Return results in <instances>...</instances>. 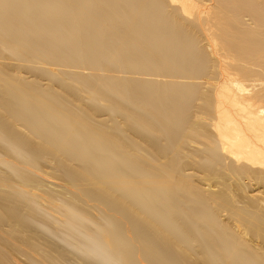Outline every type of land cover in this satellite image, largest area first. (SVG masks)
<instances>
[{
	"label": "bare ground",
	"instance_id": "1",
	"mask_svg": "<svg viewBox=\"0 0 264 264\" xmlns=\"http://www.w3.org/2000/svg\"><path fill=\"white\" fill-rule=\"evenodd\" d=\"M207 1L0 0V264H264V0Z\"/></svg>",
	"mask_w": 264,
	"mask_h": 264
},
{
	"label": "rangeland",
	"instance_id": "2",
	"mask_svg": "<svg viewBox=\"0 0 264 264\" xmlns=\"http://www.w3.org/2000/svg\"><path fill=\"white\" fill-rule=\"evenodd\" d=\"M221 0H209L206 2L205 6H203L204 10L206 11L207 9H211L212 7L215 8V10L217 9H221L223 11V13H225V7H222V5L220 4ZM234 23H237V21H234ZM229 26H232V32L235 28V26L233 25V22L230 23ZM224 28V26L222 25H213L211 24L208 27V31L207 34L213 38L215 37L218 33H221V28ZM195 35V34H194ZM197 37V36H196ZM198 38V37H197ZM210 65L211 63L208 64V73L210 70ZM249 66H253V67H258L259 70H261V64H256V66L254 65L253 62H249L248 63ZM209 79L213 84H218L219 82H222L224 79H221L220 76L218 75H209ZM239 79L242 81V84H244L245 86V91L244 94L251 96V101L255 104H258L259 106L264 107V71L260 72L259 74H257L256 76H253L251 78V80L248 81V79H244V78H240ZM58 86H60V88H58L60 90V92L58 91V94L65 99L67 102L72 103L73 104V100L76 99L75 95L76 93H86L85 92V88L81 87L80 85H78L77 83L70 81V80H66L63 84L62 83H56ZM254 85H256V91L253 90ZM263 98L262 100H260L259 98ZM76 104H79V101H76ZM87 104V103H85ZM84 104V105H85ZM91 104L90 107V116L95 117V114H97V112L95 111V106ZM105 104V103H104ZM127 139L129 141V144H134L137 145L139 148H142L144 151H149L150 153H154L153 149L148 146L149 144H151L149 141L146 140V138H138L135 143L130 142V138L129 136H127ZM197 141H200V139H196ZM49 151V149H44ZM50 175L54 178H56V180L54 182L58 183V186H62L66 185L69 186L68 183V178L64 173V168H58V170L54 172V175H52L51 171H50ZM207 175L210 176L213 180L214 183H226V176L225 174H223V172H218L216 174H212L210 172H207ZM70 187V186H69Z\"/></svg>",
	"mask_w": 264,
	"mask_h": 264
}]
</instances>
